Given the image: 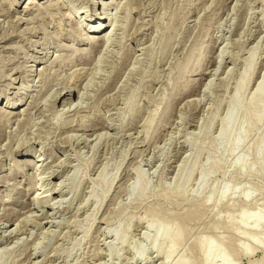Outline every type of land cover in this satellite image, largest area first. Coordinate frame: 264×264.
<instances>
[{
	"label": "rangeland",
	"instance_id": "rangeland-1",
	"mask_svg": "<svg viewBox=\"0 0 264 264\" xmlns=\"http://www.w3.org/2000/svg\"><path fill=\"white\" fill-rule=\"evenodd\" d=\"M130 1L0 0V264H264V0Z\"/></svg>",
	"mask_w": 264,
	"mask_h": 264
},
{
	"label": "bare ground",
	"instance_id": "bare-ground-1",
	"mask_svg": "<svg viewBox=\"0 0 264 264\" xmlns=\"http://www.w3.org/2000/svg\"><path fill=\"white\" fill-rule=\"evenodd\" d=\"M34 1L35 0H33V3H34ZM93 1V4H94V10H92V11H88L87 10V12H86V14H85V16H84V18L82 17L81 19H80V21H85L86 22V24H87V28H88V30H91L92 32H98V31H102L103 29H104V27H106V26H108L107 25V23L106 22H104V21H106V19L108 20V21H111V26H113V30H115L116 28V26H115V24H117V23H115L114 24V22L112 21V20H115V18L113 19V18H110V16L107 14V10L110 8V7H112V8H115L116 10H120L121 8H125L127 5L129 6V1L130 0H108V1H106V0H92ZM131 2V1H130ZM16 3V2H15ZM32 3V2H31ZM131 4V3H130ZM100 8H102V10L100 9ZM119 15V14H118ZM117 16V15H116ZM117 21V20H116ZM113 30H111V31H108V30H106L105 32H103L101 35V37L100 38H98L97 40H96V38H94V37H90V36H88V38H89V40L90 39H92V40H94L95 39V41H100L102 44L104 43V50H106L110 45H108V47H106V45L108 44V42L110 43V41L112 40V38H111V35L113 34V32H115V31H113ZM113 31V32H112ZM87 38V39H88ZM93 42V41H92ZM95 44V43H94ZM111 44V43H110ZM226 50V49H225ZM224 50V51H225ZM107 52V51H106ZM222 53H224L223 52V50L221 51ZM223 56L220 54L218 57H217V64H218V67H217V69L220 67V65L222 64L221 62H222V58ZM211 82L212 81H210L209 83H206V87H205V94H206V92H207V90L209 89V88H211L210 86H211ZM257 85V87H256V91H255V94H259V95H263L262 94V90L264 89V80L263 81H260V82H258V84H256ZM76 93H77V88H72V89H70V90H68V91H64V92H62L61 94H59L60 95V99H57L58 97H56L54 100L56 101V99L58 100L57 102V106H55V104H56V102L54 101V106H55V110H56V114L58 113H60L59 115H63V113H64V115L65 114H67V113H69V112H74L76 109H77V107H79L80 106V103H81V101H82V98H83V94H81V91H79L77 94H78V100L75 102V99H74V95H76ZM58 107H61L60 109H58ZM66 108H69L70 109V111L69 112H67V113H65V109ZM61 111V112H60ZM237 145V143L236 142H234L233 143V146H236ZM24 160H22L23 162H21V163H24L23 165L24 166H29L28 164H33L34 163V161L32 160V159H30V158H27V157H25V158H23ZM22 165V166H23ZM59 167V166H58ZM51 168V167H50ZM36 169H39V166H36ZM51 170V169H50ZM105 170V169H104ZM104 170L102 171V173L104 172ZM57 171V170H56ZM102 173H101V175H102ZM49 174V173H48ZM47 174V178L43 181V179L42 180H40L39 181V185H37L38 186V188L39 189H41L42 187L44 188L45 186H46V183H48V181H50V179H49V175ZM52 174V176L51 177H53V178H56L54 175H53V172L51 173ZM50 177V178H51ZM103 176H101V178H102ZM52 179V178H51ZM53 180V179H52ZM59 188V185H58V183L53 187V188H51L50 190H48V192H50L51 193V195L52 196H55V195H59V194H61V191L58 189ZM46 189H48V188H46ZM46 189H45V191H46ZM49 193V194H50ZM38 195V194H37ZM40 197V196H39ZM37 198V199H35V202L31 205L32 207V210H36V209H38V207H39V205L41 204V199L40 198ZM51 200V199H50ZM47 202V201H46ZM46 202L44 201V203L46 204ZM49 203H50V201H48ZM48 203V204H49ZM60 203V202H59ZM59 203H57V204H59ZM54 205H55V203L54 204H50L49 206H48V209H50V210H53V208H54ZM30 208V209H31ZM32 212V211H31ZM45 217V227H46V229H45V234L47 233V232H49L50 230V225H52L54 222L52 221V218H53V215H52V213H48V217H47V215H45L44 216ZM248 221V218H244V219H242V222L241 223H243V224H245L246 222ZM256 222H258V221H256ZM6 224V223H5ZM48 226V227H47ZM2 228H7V226H5V225H2V224H0V230L2 229ZM10 230V229H9ZM17 231V229H15V230H13V232H12V234H14L15 232ZM160 232H157V235L155 236V238H154V240H153V244H155V247L157 246V242H158V240H159V234ZM12 234H10V235H12ZM16 234H18V231H17V233ZM114 234V233H113ZM9 239V238H8ZM40 243V242H39ZM39 243L36 245V247L34 248V250L31 252V259H33V260H35L39 255H40V253L41 252H39L38 251V245H39ZM207 247H209V246H207ZM209 250H210V248H209ZM136 251V254H135V258L137 259V260H139V261H142V260H144L143 259V257H145V256H143L144 255V252L145 251H142V249L141 250H135ZM171 252H172V250H169L168 252H167V254H166V256L165 257H163V260L164 261H166L168 258H169V256H170V254H171ZM157 253H160L159 251H157ZM3 255H4V253H3ZM2 256V255H1ZM32 261V260H31ZM181 264V263H180Z\"/></svg>",
	"mask_w": 264,
	"mask_h": 264
}]
</instances>
